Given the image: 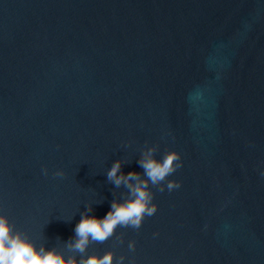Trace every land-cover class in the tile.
<instances>
[{
	"label": "water",
	"instance_id": "water-1",
	"mask_svg": "<svg viewBox=\"0 0 264 264\" xmlns=\"http://www.w3.org/2000/svg\"><path fill=\"white\" fill-rule=\"evenodd\" d=\"M154 146L180 187L73 252ZM0 215L66 258L264 264V0H0Z\"/></svg>",
	"mask_w": 264,
	"mask_h": 264
},
{
	"label": "clouds",
	"instance_id": "clouds-1",
	"mask_svg": "<svg viewBox=\"0 0 264 264\" xmlns=\"http://www.w3.org/2000/svg\"><path fill=\"white\" fill-rule=\"evenodd\" d=\"M157 148L149 147L143 151L138 163L143 169L141 174L130 171L127 174L121 171L123 160L117 159L107 172V179L116 187L123 185L128 190V197L122 202L113 200L110 210L103 218L84 213L76 224L75 238L67 243L73 252L83 254L90 242H104L110 238L117 226L139 228L145 216H152L157 211L153 203V193L149 185L159 186V191H164V182L169 191L179 188L180 183L167 178L182 166L180 154L175 151L167 152L162 160L155 158ZM45 174L47 171L45 170ZM62 176L63 172L55 173ZM135 182V183H133ZM88 211H91L89 207ZM134 248V242L129 244ZM121 256L116 264H122ZM114 253L106 252L103 256L92 254L86 259L77 260L74 255H65L56 248H37L35 243L19 230H14V225L5 215H0V264H113Z\"/></svg>",
	"mask_w": 264,
	"mask_h": 264
}]
</instances>
